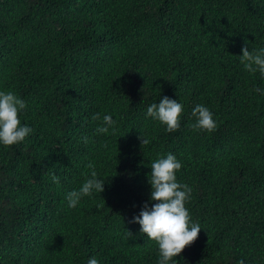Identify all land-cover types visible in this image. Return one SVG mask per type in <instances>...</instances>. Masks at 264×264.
Instances as JSON below:
<instances>
[{"label":"trees","instance_id":"obj_1","mask_svg":"<svg viewBox=\"0 0 264 264\" xmlns=\"http://www.w3.org/2000/svg\"><path fill=\"white\" fill-rule=\"evenodd\" d=\"M245 46H264V0H0V89L32 128L0 145V264H156L131 218L167 152L202 226L180 264H264V77L243 68ZM163 95L184 105L172 131L145 116ZM197 103L213 130L192 126ZM94 113L116 131L97 133ZM91 170L104 190L68 207Z\"/></svg>","mask_w":264,"mask_h":264},{"label":"clouds","instance_id":"obj_2","mask_svg":"<svg viewBox=\"0 0 264 264\" xmlns=\"http://www.w3.org/2000/svg\"><path fill=\"white\" fill-rule=\"evenodd\" d=\"M241 51L242 55L238 57L243 68L249 73H259L264 77V46L251 50L245 46ZM255 91L264 94V88L257 86ZM26 107L27 102L15 91L0 89V145L19 144L32 132V128L21 123L20 119ZM183 111L184 105L180 100L163 95L159 96L158 102L156 100L147 104L145 116L158 120L166 130L172 131L180 126ZM191 115L195 118L192 125L194 128L211 131L216 127L214 114L205 104H195L191 108ZM97 117L102 121L96 128L97 133L116 131L117 121L112 114L104 113L101 117L99 113H94L93 119ZM141 143L147 144L148 138L141 135ZM150 165L149 201L145 202L138 215H133L131 222L139 224V231L149 241L156 242V264H180L176 257L197 238L202 229L201 224L192 219L186 207V202L191 199L192 188L177 179L176 173L181 169L182 163L173 152L158 154ZM52 179L57 178L53 176ZM104 184L105 181L98 173L91 170L88 178L78 188L65 194L67 206L76 207L85 196L101 193ZM127 233L131 235L129 231ZM86 264H99V261L95 256H90Z\"/></svg>","mask_w":264,"mask_h":264}]
</instances>
